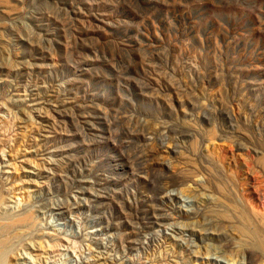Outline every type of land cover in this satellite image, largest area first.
I'll use <instances>...</instances> for the list:
<instances>
[{
    "label": "rangeland",
    "instance_id": "374dc122",
    "mask_svg": "<svg viewBox=\"0 0 264 264\" xmlns=\"http://www.w3.org/2000/svg\"><path fill=\"white\" fill-rule=\"evenodd\" d=\"M24 215L3 264H264V0H0Z\"/></svg>",
    "mask_w": 264,
    "mask_h": 264
},
{
    "label": "bare ground",
    "instance_id": "6f19581e",
    "mask_svg": "<svg viewBox=\"0 0 264 264\" xmlns=\"http://www.w3.org/2000/svg\"><path fill=\"white\" fill-rule=\"evenodd\" d=\"M25 211V210H24ZM219 216V215H218ZM33 220V219H32ZM249 220V219H248ZM242 221V220H241ZM33 222V221H32ZM31 223V217L30 216H27V215H24V216H21L17 219H14L12 222H9V223H0V232L2 233L3 232V240L1 241L0 243V254L3 252V250L7 249V245H8V241H9V237H10V232L12 233V230H16V227H21V226H27ZM264 224V223H263ZM32 226V225H31ZM54 233V232H53ZM6 234V235H4ZM255 234V233H254ZM2 236V237H3ZM262 244V243H261ZM37 253V252H36ZM5 255V254H4ZM1 257V255H0ZM3 257V256H2ZM1 259V258H0ZM4 263V262H3ZM1 261H0V264H3Z\"/></svg>",
    "mask_w": 264,
    "mask_h": 264
}]
</instances>
